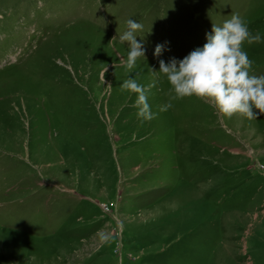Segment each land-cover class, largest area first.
<instances>
[{"label": "rangeland", "instance_id": "1", "mask_svg": "<svg viewBox=\"0 0 264 264\" xmlns=\"http://www.w3.org/2000/svg\"><path fill=\"white\" fill-rule=\"evenodd\" d=\"M234 14L264 75V0H0V264H264V114L176 98L159 72ZM129 77L155 83L154 119Z\"/></svg>", "mask_w": 264, "mask_h": 264}, {"label": "clouds", "instance_id": "2", "mask_svg": "<svg viewBox=\"0 0 264 264\" xmlns=\"http://www.w3.org/2000/svg\"><path fill=\"white\" fill-rule=\"evenodd\" d=\"M142 29L141 23L128 19L127 31L119 37L121 43L129 45L124 62L129 72L136 67L139 58L145 57V48L135 35ZM206 41L183 59L159 60V72L166 77L175 97L195 96L228 118L239 114L253 120L264 114V75L250 74L254 61L242 50L245 41L249 44L260 42L259 33L253 35L247 23L234 14L220 26L213 23L211 32L206 33ZM162 51L163 45L157 44L154 55L159 57ZM153 87L154 82L143 86L131 77L120 84L121 91L136 94L133 107L138 109L137 117L142 122L155 118L148 103V93ZM171 106L167 104L160 110L166 111Z\"/></svg>", "mask_w": 264, "mask_h": 264}]
</instances>
